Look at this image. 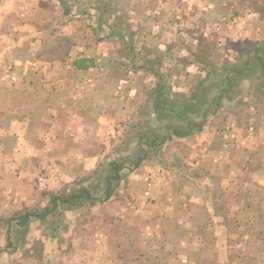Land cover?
Listing matches in <instances>:
<instances>
[{
    "label": "rangeland",
    "instance_id": "obj_1",
    "mask_svg": "<svg viewBox=\"0 0 264 264\" xmlns=\"http://www.w3.org/2000/svg\"><path fill=\"white\" fill-rule=\"evenodd\" d=\"M56 1L0 5V264H264V0Z\"/></svg>",
    "mask_w": 264,
    "mask_h": 264
},
{
    "label": "crops",
    "instance_id": "obj_2",
    "mask_svg": "<svg viewBox=\"0 0 264 264\" xmlns=\"http://www.w3.org/2000/svg\"><path fill=\"white\" fill-rule=\"evenodd\" d=\"M1 1H0V5L2 4ZM53 3L58 4L56 0H53ZM54 9H56L55 11H58L57 8H54ZM58 12H62L63 14H65L66 11H63V9H62V11L59 10ZM87 71L90 72L91 70H87ZM0 120H1V118H0ZM0 125L2 126L3 123L0 122ZM3 134L4 133L0 132V136H2ZM262 154L263 153H259V155H262ZM224 199H225V200H223L224 202L222 200L217 199L213 203L226 204L227 203L226 201H228V199L227 198H224ZM245 203H248V202H245ZM245 205H248V204H245ZM212 214H214V213L212 212ZM101 236H102L101 233H98L97 231H94L93 233L92 232L84 233L83 234V241L84 242L83 241L77 242V239H75V238H74V240L72 239V243H74V246L72 248L68 249V251L70 250L71 253L76 252L77 254H79V256H82V254H85V255L88 254L87 258L89 259V261L94 259V257L96 259L101 260V257H102L101 254H103V248H104L103 239H101ZM67 247H69V246L67 245L66 248ZM53 248H55V247H53ZM55 252H56L55 253L56 258L57 259L59 258L61 260V262L55 263V264H72V262L65 261V257L71 256V253H68L67 251L60 252L57 250V248H55ZM103 261H105L104 258L102 259L101 263L105 264ZM42 264H50V263L47 261V259H45V261H43Z\"/></svg>",
    "mask_w": 264,
    "mask_h": 264
},
{
    "label": "trees",
    "instance_id": "obj_3",
    "mask_svg": "<svg viewBox=\"0 0 264 264\" xmlns=\"http://www.w3.org/2000/svg\"><path fill=\"white\" fill-rule=\"evenodd\" d=\"M256 54H259V57L256 58V60H259L260 62H264V51L261 49V47L255 49L253 51V55L255 57ZM264 63H262V67H263ZM261 67V70L264 71V68Z\"/></svg>",
    "mask_w": 264,
    "mask_h": 264
}]
</instances>
